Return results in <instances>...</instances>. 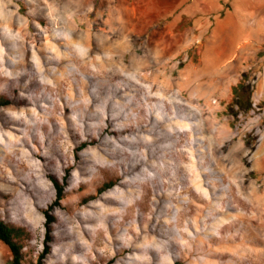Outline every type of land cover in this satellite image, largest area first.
Here are the masks:
<instances>
[{"label":"rangeland","instance_id":"obj_1","mask_svg":"<svg viewBox=\"0 0 264 264\" xmlns=\"http://www.w3.org/2000/svg\"><path fill=\"white\" fill-rule=\"evenodd\" d=\"M261 7L225 54L213 0H0V220L26 264L47 234L43 264H264V44L240 61Z\"/></svg>","mask_w":264,"mask_h":264},{"label":"trees","instance_id":"obj_2","mask_svg":"<svg viewBox=\"0 0 264 264\" xmlns=\"http://www.w3.org/2000/svg\"><path fill=\"white\" fill-rule=\"evenodd\" d=\"M245 89L246 86L244 85V83H239V85L233 88L235 98L234 103L232 104V109L236 108L239 112L248 113L249 111H251V104L244 98ZM9 105L10 102L8 100L0 97V109L8 107ZM231 114L233 116H236L233 113ZM51 182L56 192V203H59L64 199V188L58 183V181L53 178H51ZM45 217V226L48 230V233H50V225H52L54 221L50 217L49 212L45 213ZM30 240L31 234L27 230L0 220V242L9 250L12 257L11 264H26L24 250L26 249V246L28 242H30ZM50 242L51 238L47 234L46 246L43 252L39 255L36 264H43L44 260L50 254V248L48 246Z\"/></svg>","mask_w":264,"mask_h":264},{"label":"crops","instance_id":"obj_3","mask_svg":"<svg viewBox=\"0 0 264 264\" xmlns=\"http://www.w3.org/2000/svg\"><path fill=\"white\" fill-rule=\"evenodd\" d=\"M217 6L219 5L221 7L222 4L229 5V10L225 11L224 13V19L223 23H225L224 26H227L228 30L221 31L223 26H220L217 28V30L213 33V40H216L218 42V37H222L223 34L225 35L222 37L223 43H222V49L227 48L225 50V54L230 53V46H228V38L231 36V32H233L232 28L230 27V24L233 22L232 17L236 18V20L244 19V18H253L256 17L258 14L254 10V6H262L261 8L264 9V0H213ZM247 22V21H246ZM250 22H253V19L250 20ZM261 29H259V35L257 36L255 41L248 42L246 47L244 48L243 52H241V59L240 61L245 59V56L249 54H253L256 51H258V48L261 47V45L264 44V11L263 15H261V21H259ZM221 23V22H220ZM221 28V29H220ZM232 30V31H231ZM221 40V41H222ZM237 67L227 69L225 72L229 71H235ZM225 70V69H223ZM239 83V79L236 80V83L234 86H236Z\"/></svg>","mask_w":264,"mask_h":264},{"label":"bare ground","instance_id":"obj_4","mask_svg":"<svg viewBox=\"0 0 264 264\" xmlns=\"http://www.w3.org/2000/svg\"><path fill=\"white\" fill-rule=\"evenodd\" d=\"M75 33H76V32H75ZM120 41H121V37L118 38V41H115V42L113 43V45H115V44H119V45H120V44H121ZM111 42H112V39H109V44H111ZM71 45H73V44H71ZM106 45H107V42H106ZM68 48H69V47H68ZM70 49H71V48H70ZM72 49H74V48H72ZM72 49H71V50H72ZM74 50H75V49H74ZM74 50H73V51H74ZM67 54H68V53H67ZM73 55H74V54H73ZM71 56H72V55H71ZM76 56H77V55H76ZM61 57H63V56H61ZM64 57H65V56H64ZM77 59H80V58L77 56ZM58 60H59V59H58ZM80 60H81V61L83 60L84 62H86V59H85L84 57H82V56H81V59H80ZM76 61H77V60H76ZM53 62H54V61H53ZM58 64H59V63H58ZM82 64H83V62H82ZM51 65H52V64H51ZM58 66H60V65H58ZM134 67H135V66H134ZM136 68H137V66L135 67V69H136ZM60 70H61V69H60ZM60 70H59V71H60ZM131 70H133V69H131ZM50 72H51V71H50ZM139 72H140V71H139ZM54 74H56V73L54 72L53 75H54ZM61 74H62V73H61ZM63 74H64V73H63ZM55 76H57V75H55ZM66 77H67V76H66ZM64 78H65V77H64ZM64 78H63V79H64ZM55 79H56V78H55ZM57 79H58V78H57ZM60 80H61V78H60ZM56 81H59V79L56 80ZM12 142H13V141H10V144H7V145H8V146H12V145H13ZM14 146H16V145L14 144ZM1 150H2V148H1ZM4 150H5V149H4ZM4 154L6 155L7 152H4ZM0 158H1V157H0Z\"/></svg>","mask_w":264,"mask_h":264}]
</instances>
